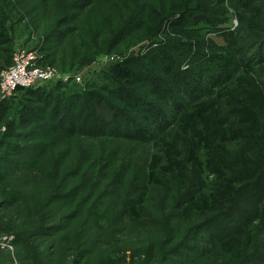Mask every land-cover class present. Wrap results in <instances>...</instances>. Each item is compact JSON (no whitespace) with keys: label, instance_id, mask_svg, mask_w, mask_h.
Returning a JSON list of instances; mask_svg holds the SVG:
<instances>
[{"label":"rangeland","instance_id":"1","mask_svg":"<svg viewBox=\"0 0 264 264\" xmlns=\"http://www.w3.org/2000/svg\"><path fill=\"white\" fill-rule=\"evenodd\" d=\"M142 13L145 28L109 47L113 25L129 27ZM0 38V58L35 52L42 66L82 77L9 100L0 89V264H264V0H0ZM128 58L134 79L115 83L111 67ZM74 93L99 96L89 102L90 118L113 104L136 120L117 121L116 130L123 135L137 125V131L99 144L54 129L68 126L62 113H51L53 106L60 102L63 110ZM131 95L155 102L161 119L128 105ZM206 102L222 135L215 145L228 159L240 153L256 159L260 169L251 182L233 184L218 211L187 217L181 210L189 193L212 194L233 177L229 169L224 178L209 172L206 146L190 140L204 123L186 129L182 121ZM92 124L89 119L86 130ZM171 143L181 160L195 151L202 186L193 184L191 162L178 185L168 184L159 169L162 184L147 185L143 216L132 218L140 177L151 156L167 162ZM94 208L96 222L87 214ZM228 238L241 241L245 258L221 249L220 240ZM150 245L151 260L141 253Z\"/></svg>","mask_w":264,"mask_h":264},{"label":"trees","instance_id":"2","mask_svg":"<svg viewBox=\"0 0 264 264\" xmlns=\"http://www.w3.org/2000/svg\"><path fill=\"white\" fill-rule=\"evenodd\" d=\"M92 1H97V0H92ZM106 17H107L106 15H103V18H106ZM135 18L136 16H134L132 19L134 20ZM144 18L145 16L143 17V13H142L141 18H139L136 22L134 21L135 23L133 22L132 25L129 27H126V26L123 27L122 24L121 26L113 25L112 30L107 32V34L109 35V41L107 42L109 47L114 46L115 40L123 37L125 33L130 34L132 33L133 29L143 30L147 24L146 23L147 20H145ZM0 41H1V38H0ZM166 48L169 49L168 52L175 51L173 46H171L170 44L166 45ZM157 50L159 49H155L151 51L150 54L153 55V53L156 52ZM160 51H158L157 53H160ZM12 58H13V53L8 52L6 54H2L0 58V70L3 67L11 64ZM73 59H78V55L73 56ZM132 59L133 58H128L126 60L125 59L119 60L118 62L114 63V65L111 67V76H112L111 79L115 83L116 82L117 83H123V82L129 83L134 79V76L136 74L133 70L135 64ZM3 62L7 64L5 65L3 64ZM143 72L146 75L147 71L144 70ZM42 88H43L42 86L37 87V88L19 87L17 89V92L23 91L25 93H28L29 95L36 96L40 93H43L44 90H42ZM102 90L106 91V87H103ZM165 90L166 92L168 91L167 88ZM121 91L123 92V89H121ZM17 92L14 96L17 95ZM83 95L85 94L84 93L72 94L70 97L73 100L69 102V104L65 106L63 110H61L62 106L60 102L53 106L51 113L56 115V117L57 115H59V113H62L65 124L68 126V128L65 129L62 126L58 125V127H53L54 129L64 130L66 132H69L71 135L78 134V135L87 136L89 137L88 139H91V140L95 138V139H98L95 141H97V143L100 144L102 143L101 141L102 139L106 138V139L112 140L115 137H120L122 135L120 134L119 131L116 130L117 128H115L117 127V121L126 123L128 125L135 124L136 120L133 118H130L129 115L131 114H128L124 108L120 109L119 106H116L113 104H107V103H106V107H108L109 105V109L101 110L100 111L101 116L90 118L91 115L88 114V111L90 110L89 102L95 101L96 103V98L99 96H96L93 94L92 97L87 98V97H84ZM131 97L132 99L126 100L128 105L131 104V102L133 101L134 105L140 104V108L144 107V110L149 111V113L151 114V118L154 121L161 119L162 110H160L156 105H154L155 102L146 101L145 99H142L138 95H134V96L131 95ZM211 106H212V102H206L204 104L198 105V109L191 114H186L185 116H183L182 121L186 129H190V128L193 129L194 124H196L199 121L204 123L205 125L204 129L193 130L190 140L192 141V143L196 142L198 145L204 144L206 146L207 153H208L206 167L209 170V172L216 174L221 178H224L225 169H229L233 177L232 179H227L223 187L216 190V192L212 194L201 196V197H196L194 192L189 193V197L187 199V205L185 207L182 206V210H181L182 214L186 215L187 217L190 216L189 213L191 211H196V210L199 212L200 211L202 212L218 211L221 207L222 199L226 195L232 194L231 190H233V184H235L236 182H240V183L251 182L257 177L258 171L260 169L259 167L260 163L257 162L256 159H248L244 157L241 153L233 159H228L226 156L227 154L226 150L223 148V146L215 145V142L217 141L216 139L218 138V136H222V135L220 134L221 131L219 129L217 128L213 129V123H211V120L207 115ZM44 119H45L44 121H47L48 118L46 117ZM52 119H55V117L53 116ZM89 119H91L93 124L90 130H86L89 124ZM98 122H103L104 128H101L98 125ZM137 122H139L138 119H137ZM111 126H114V127L112 128ZM136 127H139V126L136 125ZM136 127L134 126L132 128L129 126L128 129L131 131H137ZM110 128H112V131L110 130ZM129 130L122 132L123 133L122 136H129L127 135V134H130ZM166 157H167V162L163 164L161 156L157 154L151 156L149 165L147 167L146 174L143 177H140L141 180L143 179L142 182H144V184H141L139 189L137 188V191L135 192V198L133 199L129 207L130 209L129 212L132 218L139 220L143 216L141 214V210L145 203V194L147 190V185L150 183L153 185L162 184L161 176L157 172L159 169H161V171L163 172V177L166 179L168 184L178 185L180 183H183L184 181L183 177H184L185 168H186L185 163L187 161L191 162L193 172L195 174L193 184L197 187L202 186L201 171L203 168V163L197 158V155L194 150H189L188 158L186 160H181L180 154L177 152L175 148V144L171 143V144H168L166 147ZM102 158L104 159L105 156L103 157L101 155L100 160H102ZM2 177L3 176H0V180L3 179ZM74 195H77V192H75ZM73 197L74 198H72V200L76 201L75 203L77 205L78 210L82 212L83 209H81V207L83 206V204L80 202H77L78 197H75V196ZM94 210L95 208L93 209L92 212L91 211L88 212L87 210L88 212L87 214H90V217L93 220L92 222L94 221L96 222V220L100 218L99 215L97 216V213L95 214L93 213ZM94 228H98L96 223H94ZM213 235L215 234L213 233ZM220 241H221L220 242L221 249L224 250L226 253H228L231 256V258H234V259L235 258L237 259L245 258V253H244L245 251H244L243 245L240 240L228 238L225 240L221 239ZM153 252H154L153 247L152 245H150L144 250H142L141 253L144 256H146L149 260H151V257L153 256ZM188 257L189 256L185 255V258H188Z\"/></svg>","mask_w":264,"mask_h":264},{"label":"built area","instance_id":"3","mask_svg":"<svg viewBox=\"0 0 264 264\" xmlns=\"http://www.w3.org/2000/svg\"><path fill=\"white\" fill-rule=\"evenodd\" d=\"M69 79L81 81L82 77L80 74L61 72L52 66H42L35 52H16L13 64L0 70L1 96L8 99L16 94L19 87L37 88L49 82Z\"/></svg>","mask_w":264,"mask_h":264}]
</instances>
